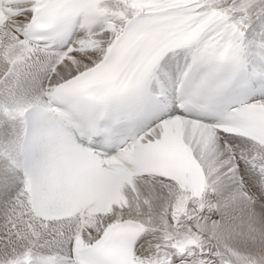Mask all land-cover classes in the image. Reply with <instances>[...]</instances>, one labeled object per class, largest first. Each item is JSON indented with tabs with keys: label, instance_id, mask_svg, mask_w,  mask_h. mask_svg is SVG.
I'll list each match as a JSON object with an SVG mask.
<instances>
[{
	"label": "snow or ice",
	"instance_id": "1",
	"mask_svg": "<svg viewBox=\"0 0 264 264\" xmlns=\"http://www.w3.org/2000/svg\"><path fill=\"white\" fill-rule=\"evenodd\" d=\"M0 264H264V0H0Z\"/></svg>",
	"mask_w": 264,
	"mask_h": 264
}]
</instances>
